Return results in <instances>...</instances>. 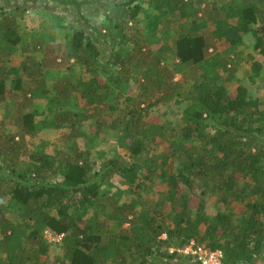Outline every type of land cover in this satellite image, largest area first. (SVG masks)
Masks as SVG:
<instances>
[{
	"label": "trees",
	"instance_id": "16d2710c",
	"mask_svg": "<svg viewBox=\"0 0 264 264\" xmlns=\"http://www.w3.org/2000/svg\"><path fill=\"white\" fill-rule=\"evenodd\" d=\"M141 1L117 5V15L107 17L114 29H108L109 56L82 30L69 33L66 52L44 39L34 47L22 45L26 9H0V102L13 104L0 120V264H165L179 260L176 251L191 241L221 250L223 264L263 261L264 106L244 86L233 94L225 83L244 60L240 29L259 23L252 31L254 49L264 60V8L239 0L213 8L211 34L225 49L210 54L200 33L208 28L200 17L205 0H155L151 31L160 40L140 27ZM166 20L177 28L162 42L159 27ZM60 51L66 71L79 66L82 72L50 83L45 72L60 65ZM17 53L24 60L12 66ZM223 72L231 75L224 79ZM131 83L137 84L133 91ZM177 97L189 103L181 135L197 141L195 149L163 145L164 126L146 119L149 108ZM40 100L47 101L50 118L38 123L39 112L29 109ZM90 120L102 132L118 133L129 160L120 155L94 168L90 153L76 144L87 136L81 126ZM42 129H67V151L52 155L42 145L28 150L26 136ZM116 176L136 196L148 183L166 180L165 201L144 200L139 211L137 198L121 204L111 192ZM189 178L224 206L243 204L240 217L231 212L210 219L201 202L193 216L182 191ZM249 186L253 194L246 193ZM247 197L255 198L245 202ZM9 205L16 208L14 217L6 216ZM47 230L65 234L55 262L43 238Z\"/></svg>",
	"mask_w": 264,
	"mask_h": 264
},
{
	"label": "rangeland",
	"instance_id": "374dc122",
	"mask_svg": "<svg viewBox=\"0 0 264 264\" xmlns=\"http://www.w3.org/2000/svg\"><path fill=\"white\" fill-rule=\"evenodd\" d=\"M129 0H0V9H5L11 6H21L26 9V17L20 22V33L23 36V43L29 45V47H34L39 41L43 39L51 45L62 46L64 52H66V46L70 43V32L74 31H85L86 35L90 36L92 41L97 44V46L103 47V55L106 56L110 54V47L106 48L109 44L107 42L108 29L111 28L112 24L107 21L108 16H116L117 11L114 10L117 5H124ZM148 2H142V9L138 16V21L143 32L153 34L155 39L160 40L158 34L151 31L152 21L154 17L158 14L153 8V3L155 0H146ZM207 3L201 6L200 17L205 19L208 28L202 30L200 33L204 35L209 46L210 54L214 53L216 50L220 52L225 49L222 42L215 40L211 32L214 29L212 19L216 17L213 13L217 10L213 8H220L226 2L230 0H205ZM246 4L256 3L259 8H264V0H239ZM205 13V14H204ZM173 22L172 20H166ZM236 21V20H235ZM160 25L159 29L165 34V38L162 37V42H168L167 32L169 36L174 35L175 28L177 25L167 23ZM202 22V21H199ZM234 24H236L234 22ZM251 30L240 29V36L244 42V46L240 47V51L244 56L243 63L233 74L232 81L226 82L229 92L235 94L239 85L246 88L248 95L254 100H257L261 105L264 106V66L263 57L254 49L255 37L253 35V30L260 27L259 23L251 25ZM114 30V29H113ZM100 31V33H98ZM158 36V37H157ZM106 37V41L104 42ZM174 37V36H173ZM172 37V38H173ZM153 40V38H151ZM152 47L156 46L155 42L151 43ZM62 52V51H60ZM29 55L39 59L42 56L41 52H34V50L29 51ZM24 55L17 53L12 58V66H18L23 60ZM58 60V66L54 69L46 71V77L49 82L52 83L54 79L62 77H79L81 74V68L79 66L71 67L69 71H66V59L63 52ZM251 57V58H250ZM64 59V61H63ZM73 63V60L70 61ZM63 63V65H62ZM258 63H262L261 68L258 70L256 66ZM258 71V72H257ZM223 78L226 79L230 72H223ZM182 77L177 76L176 81H181ZM137 86L135 83H131L129 86L130 90H134ZM34 107L29 109V112L35 111L39 112L36 116L38 123L45 120L46 117L50 118L48 112L47 101L40 100L34 102ZM188 102L184 101L181 97H177L175 101L171 103H160L148 109L147 121L152 123H159L164 126L165 136L161 139L162 144L166 146H173L179 149H195L199 147V143L195 140H184L181 135L182 127L185 124L184 111L188 106ZM13 104L10 100L0 102V120L5 119L8 110H12ZM81 129L87 134L84 138H77L76 144L81 151H88L90 153V159L94 164V168L97 170L100 166L110 159H115L120 156L123 159L129 160V156L126 151L121 148L118 133L112 130H106L102 132L97 128L95 120H90L86 124L81 126ZM68 133L67 129L63 130H48L42 129L33 138L31 136H26L25 142L27 144V149H32L38 145H42L45 151L49 154L56 155L58 152L65 153L67 151L68 143L65 140V135ZM161 153V152H159ZM120 157V158H121ZM24 158V157H23ZM264 168V162H263ZM178 167L175 165L173 167V172H177ZM264 185V176L262 177V182ZM167 181L164 179H159L156 182L148 183L146 189H143L139 195H134L131 192L129 185L122 183L120 177L116 176L111 180V192L121 204L136 202V198L139 200L137 205V211L141 209L139 203L150 199L165 201L167 187ZM109 187H104L103 190H108ZM182 191L184 195H187L190 203V212L194 216L199 212L197 208L199 202L203 203L205 214L210 218L214 219L218 214H230L234 219L240 217L238 210L243 208V204L234 203L230 206H224L220 204L216 197H214L210 191L199 184L197 181L189 178L186 184L182 185ZM254 188L249 186L247 188V194H253ZM255 197H247L245 202L253 199ZM15 207L9 205L8 214L6 216L14 217ZM127 227V225L125 226ZM49 231V230H47ZM44 241L50 246V256L51 262H55L60 258L61 246L58 244L51 243L46 237L45 233L43 235ZM166 239V236L163 237ZM0 235V242H1ZM181 254V253H179ZM181 258L177 261H169L165 264H200L196 259L186 256L183 253ZM106 264H111L107 262ZM259 264H264L263 261H259Z\"/></svg>",
	"mask_w": 264,
	"mask_h": 264
},
{
	"label": "built area",
	"instance_id": "2783aa9c",
	"mask_svg": "<svg viewBox=\"0 0 264 264\" xmlns=\"http://www.w3.org/2000/svg\"><path fill=\"white\" fill-rule=\"evenodd\" d=\"M45 237L51 241V243L61 245L65 238V234H57L51 231H46ZM174 251V249L171 250V252ZM176 252L190 256L196 259L200 264H223L224 260V254L221 250L208 251L195 241H191L189 245L185 246L181 250H177Z\"/></svg>",
	"mask_w": 264,
	"mask_h": 264
}]
</instances>
